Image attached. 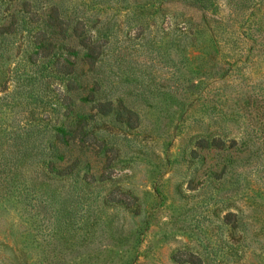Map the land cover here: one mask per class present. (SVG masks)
<instances>
[{
    "label": "rangeland",
    "instance_id": "obj_1",
    "mask_svg": "<svg viewBox=\"0 0 264 264\" xmlns=\"http://www.w3.org/2000/svg\"><path fill=\"white\" fill-rule=\"evenodd\" d=\"M0 264H264V0H0Z\"/></svg>",
    "mask_w": 264,
    "mask_h": 264
},
{
    "label": "trees",
    "instance_id": "obj_2",
    "mask_svg": "<svg viewBox=\"0 0 264 264\" xmlns=\"http://www.w3.org/2000/svg\"><path fill=\"white\" fill-rule=\"evenodd\" d=\"M83 127H84V125H81V126H80V130H79V131H81V132H80V134H81L80 136H85V133L82 132V131H83ZM75 135H76V134H74V135H64V136H62L61 138H63V139H65L66 137L73 138V137H75ZM78 135H79V133H78ZM84 142H85V140L82 139L81 143H82L83 145L85 144Z\"/></svg>",
    "mask_w": 264,
    "mask_h": 264
}]
</instances>
